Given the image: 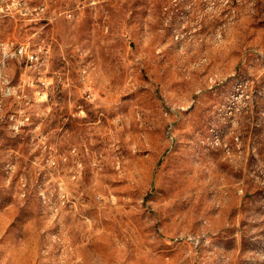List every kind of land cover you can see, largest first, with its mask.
<instances>
[{
	"label": "rangeland",
	"instance_id": "obj_1",
	"mask_svg": "<svg viewBox=\"0 0 264 264\" xmlns=\"http://www.w3.org/2000/svg\"><path fill=\"white\" fill-rule=\"evenodd\" d=\"M31 3L0 16V264H264V0Z\"/></svg>",
	"mask_w": 264,
	"mask_h": 264
},
{
	"label": "built area",
	"instance_id": "obj_2",
	"mask_svg": "<svg viewBox=\"0 0 264 264\" xmlns=\"http://www.w3.org/2000/svg\"><path fill=\"white\" fill-rule=\"evenodd\" d=\"M90 2H96L97 0H88ZM40 7L32 5L31 0H7V3H0V16L3 17H15V18H25L29 15H33L35 11H38ZM39 13V12H38ZM68 17H72L73 13L68 12ZM7 54V52H6ZM17 57L23 56L26 57L31 63L41 62V57L38 51L29 50L28 47L24 44H20L15 48L14 54ZM8 92L10 88L7 87ZM2 110V104L0 100V115Z\"/></svg>",
	"mask_w": 264,
	"mask_h": 264
},
{
	"label": "bare ground",
	"instance_id": "obj_3",
	"mask_svg": "<svg viewBox=\"0 0 264 264\" xmlns=\"http://www.w3.org/2000/svg\"><path fill=\"white\" fill-rule=\"evenodd\" d=\"M0 3H7V0H0Z\"/></svg>",
	"mask_w": 264,
	"mask_h": 264
},
{
	"label": "crops",
	"instance_id": "obj_4",
	"mask_svg": "<svg viewBox=\"0 0 264 264\" xmlns=\"http://www.w3.org/2000/svg\"><path fill=\"white\" fill-rule=\"evenodd\" d=\"M7 52V51H6ZM13 54H14V52H13Z\"/></svg>",
	"mask_w": 264,
	"mask_h": 264
}]
</instances>
